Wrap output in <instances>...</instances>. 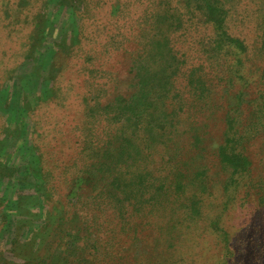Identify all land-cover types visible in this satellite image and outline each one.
Returning <instances> with one entry per match:
<instances>
[{"label":"trees","instance_id":"1","mask_svg":"<svg viewBox=\"0 0 264 264\" xmlns=\"http://www.w3.org/2000/svg\"><path fill=\"white\" fill-rule=\"evenodd\" d=\"M207 5L208 15L199 20L183 0H147L135 23L139 27L124 23L85 51L78 77L83 84H78L86 90L81 100L92 112L87 134L95 143L81 149L87 137H77L84 163L74 179L87 181L96 158L104 161L103 152L114 144L121 154L109 162L110 190L98 195L112 231L119 227L105 248L107 264H202L205 256L208 264H264V0H208ZM193 30L204 36L203 43L189 35ZM136 37L140 42L130 51ZM124 51L134 65L138 58L163 60L155 75L139 83L156 92L169 117L180 118L185 131L178 129L173 141L172 131L151 129L147 111L129 128L112 124L111 112L98 115L102 100L112 94L107 88L119 66L115 58ZM25 56L26 50L13 67L0 57L1 68L13 73ZM7 76L0 75V87ZM224 95L236 104L225 97L221 102ZM213 117L217 124L209 129ZM212 129L220 137L216 149L209 141ZM150 133L155 139L147 137ZM221 169L225 175L219 177ZM138 221H145L152 235L145 260L134 263L131 235L118 237L121 231L131 234Z\"/></svg>","mask_w":264,"mask_h":264},{"label":"rangeland","instance_id":"2","mask_svg":"<svg viewBox=\"0 0 264 264\" xmlns=\"http://www.w3.org/2000/svg\"><path fill=\"white\" fill-rule=\"evenodd\" d=\"M146 2L0 1V57L13 67L26 50L12 74L0 64V75L5 71L8 74L0 87V264H107L105 248L111 247L119 227L112 231L98 195L110 190L113 181L109 162L121 154L119 145L114 144L107 155L103 152L104 161L99 160L101 156L96 158L87 181L74 179L84 163L77 137H87L81 149H91L95 143L87 134L92 112L81 100L86 90L79 86L83 82L78 77L85 51L101 44L102 34L104 43V37L124 23L139 27L135 23L144 15ZM183 3L187 10L197 12L199 20L208 15V0ZM189 35L194 36L196 44L203 43L204 36L198 31ZM81 42L84 46L79 51ZM139 42L137 37L132 40L129 50L135 51ZM14 46V52L9 53L7 49ZM195 48L201 52L202 47ZM196 55L199 57L198 52ZM131 57L124 51L115 58L119 66L107 88L112 94L102 100L98 115L111 112L115 118L112 124L129 128L147 111L151 129L172 131L169 140L173 141L178 129L180 134L185 131L178 125L180 118L169 117L163 102H157L156 92L139 83L140 78L155 75L163 60L138 58L140 63L134 65ZM224 97L221 102L225 103ZM225 98L227 104H236L233 96ZM210 123L209 129L217 121L213 117ZM210 133L209 141L216 149L220 137L213 129ZM147 137L155 139L153 133ZM179 137L175 139L181 142ZM127 155L125 161L130 163L135 153ZM221 171L219 177L225 175ZM139 223L131 224V234L121 231L123 237H118L123 240L131 235L134 263L145 260L152 235L145 221ZM214 242L212 234L208 243ZM201 263L208 264V256Z\"/></svg>","mask_w":264,"mask_h":264}]
</instances>
